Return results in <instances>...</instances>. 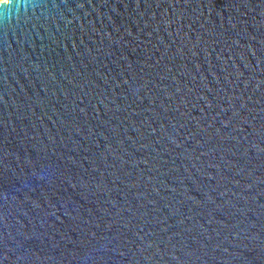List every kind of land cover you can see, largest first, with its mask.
<instances>
[{
    "label": "water",
    "instance_id": "water-1",
    "mask_svg": "<svg viewBox=\"0 0 264 264\" xmlns=\"http://www.w3.org/2000/svg\"><path fill=\"white\" fill-rule=\"evenodd\" d=\"M0 264H264V0L0 2Z\"/></svg>",
    "mask_w": 264,
    "mask_h": 264
},
{
    "label": "clouds",
    "instance_id": "clouds-1",
    "mask_svg": "<svg viewBox=\"0 0 264 264\" xmlns=\"http://www.w3.org/2000/svg\"><path fill=\"white\" fill-rule=\"evenodd\" d=\"M21 3L23 4V0H21Z\"/></svg>",
    "mask_w": 264,
    "mask_h": 264
},
{
    "label": "rangeland",
    "instance_id": "rangeland-1",
    "mask_svg": "<svg viewBox=\"0 0 264 264\" xmlns=\"http://www.w3.org/2000/svg\"><path fill=\"white\" fill-rule=\"evenodd\" d=\"M3 0H0V2H2Z\"/></svg>",
    "mask_w": 264,
    "mask_h": 264
}]
</instances>
